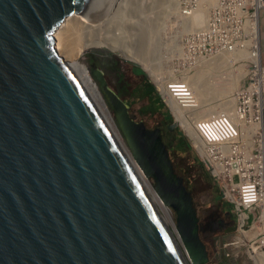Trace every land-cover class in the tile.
<instances>
[{
	"label": "water",
	"instance_id": "water-1",
	"mask_svg": "<svg viewBox=\"0 0 264 264\" xmlns=\"http://www.w3.org/2000/svg\"><path fill=\"white\" fill-rule=\"evenodd\" d=\"M87 3L0 0V264H204L161 130L134 120L92 68L113 124L59 50Z\"/></svg>",
	"mask_w": 264,
	"mask_h": 264
},
{
	"label": "built area",
	"instance_id": "built-area-1",
	"mask_svg": "<svg viewBox=\"0 0 264 264\" xmlns=\"http://www.w3.org/2000/svg\"><path fill=\"white\" fill-rule=\"evenodd\" d=\"M176 4L178 27L189 25L199 14L203 20L182 33L171 65L181 67L182 72L195 70L201 60L223 54L237 63L248 62L246 55L258 61L257 76L252 70L249 82L233 95L232 116L215 111L194 119L199 141L190 140V144L217 183L222 199L232 205L237 230L258 229L262 245L264 147L258 131H263L264 65L259 61L258 13L264 9V0H176ZM170 80H176L172 87L187 92L181 78Z\"/></svg>",
	"mask_w": 264,
	"mask_h": 264
},
{
	"label": "rangeland",
	"instance_id": "rangeland-1",
	"mask_svg": "<svg viewBox=\"0 0 264 264\" xmlns=\"http://www.w3.org/2000/svg\"><path fill=\"white\" fill-rule=\"evenodd\" d=\"M102 1L101 2L103 4L105 3L102 6V11L99 12L100 14L92 17L91 20H97L93 21V24H97L96 26L98 27L94 26L95 28H93V31L90 30L92 31V33L90 32L91 34L89 33L90 36H104L107 34L106 32L108 30V36L116 35L118 38H121V36H124V33L122 30H120L121 27H119V24L117 23V13L112 15L109 14L111 9L115 7L116 0ZM129 1L130 0H126L124 2L125 4L123 9H125L126 12L125 16H130L133 19H139V21L143 19L147 22V25L152 28L149 30V32H151L152 44H157V46L160 48V51H158V58H160L159 62L161 64L163 61L161 51L163 48H170V46L167 45L169 35L174 28L175 30L178 29L176 21L174 22V19L169 16L171 15L170 13H168L166 16H163L164 12L159 0H133V4H130ZM109 20L110 22H108ZM155 47L156 46L152 45V48ZM114 59H119V72L123 74L122 76H119L118 72L116 71L118 65ZM77 61L87 69L88 74L97 86L99 92L100 90L98 83L91 76V69L98 68L101 70L107 86L112 91H114L115 94L128 106L129 114L134 120L142 121L147 129H154L158 126H162V131L164 134L162 142L167 149L168 157L172 163L174 172L183 178V183L192 196L193 207L198 218V234L201 241L205 244L207 251L208 260L204 264H253V258L250 256L254 254L255 251H264V243L262 245L260 244L261 237L257 235L258 229L255 228V230L248 231V229L245 228L244 232H239L236 227L234 215L232 213L226 212L228 205L222 199L217 183L209 175L208 171L200 161L199 156L196 155L193 149L188 152L187 150L174 147L178 134H180L184 138L185 142H187L189 145L190 138L186 135L177 120H175L176 127L173 129V131H169L165 127L169 121L168 119H164L165 113L150 111L151 109L148 107V97L142 96L145 92L144 86L141 83L142 78L148 80V83L153 86L160 99L162 97L160 91L151 78L144 74V77H142V75L134 71L133 66L140 67L137 63L131 62L116 52L110 51L108 49H87L77 57ZM239 66L241 67L239 68ZM251 66L252 63L249 61L239 63L232 61L228 68L212 72V76L206 79L207 85L203 84L208 88L206 89L209 93L207 94L208 96H206V99L208 98L207 102L210 104H218L224 99L232 98L237 89H240L241 86L246 85L249 82V76L252 71ZM161 70L163 73L162 77L166 79L170 75L174 78L177 77V79H180L185 75L192 76L196 71L195 69L190 71L185 70L182 72V68L176 64L173 66H168V64L166 66L165 64L162 66ZM235 73L242 74L236 82L237 86L235 85V87H231V75H235ZM122 86H124L123 88H125V90L121 89ZM210 89L214 90L210 91ZM212 92H214L215 95ZM220 92H223V94ZM102 99L105 102L103 95ZM161 100L165 105L164 110L166 111L167 109L172 117L171 120L174 121V116L169 110L167 103H165L166 101L164 102L163 98ZM105 105L114 121L113 113L109 109L106 102ZM186 113L188 114L189 112ZM113 123H115V121ZM176 132H178V134ZM194 156L201 163V168L203 167L202 169L206 177L201 176V170L194 162V159H196ZM149 180L152 183V180ZM221 203H223V205L226 207L224 206L222 208ZM169 211L174 222V212L170 208ZM252 247L254 250H251L253 249Z\"/></svg>",
	"mask_w": 264,
	"mask_h": 264
},
{
	"label": "bare ground",
	"instance_id": "bare-ground-1",
	"mask_svg": "<svg viewBox=\"0 0 264 264\" xmlns=\"http://www.w3.org/2000/svg\"><path fill=\"white\" fill-rule=\"evenodd\" d=\"M101 1L90 0L88 2V5L86 4V7L83 9L82 12H80L79 14H71L63 24L58 34L57 42L60 52L63 53L85 76L92 88L96 99L101 104L102 108L104 109L105 113L112 121V123L113 119L109 114V111L105 105L104 100L102 99L100 92L97 89V86L88 74L87 69L81 64H79L77 61V57L87 49H108L110 51L116 52L125 59H129L130 61L137 63L148 74L149 78H151V80L157 86L158 90L164 97V100L166 101L175 120L179 122L180 126L193 143L199 141L194 126L195 124L193 123L194 119L209 116L215 111H227L232 116L233 113L231 110L233 102L235 100L234 96H232V98L224 99L218 104H210L207 102L208 98L206 99V96H208L207 94H209L206 90L208 88L207 86L203 85L206 84V79L212 76V72H215L220 69H226L231 65L232 61L229 60V57L227 55H217V57L215 56L210 59L207 58L201 60V62L198 63L195 74L192 73V76L194 77L189 75L183 76L181 80L187 83V92L179 91L178 88L172 87L176 86L172 83L176 82V80L171 81L170 79H176L177 77L174 78L170 74H166L171 76H169L167 79L162 77V66L165 64L166 66L167 64L168 66H173L171 65L172 63L170 62V60H173L175 57L174 53H177L180 50V39L182 33L187 30H190L192 27L200 23L203 20L202 14L196 15L192 19L191 23H189V25L184 24L178 27V30H175V28L172 30L167 41L168 44L166 42V44L169 45L170 48L162 49L161 54L163 56V61L160 64V58H158V51H160V48L157 46V44H152L151 32H149V30H151L152 28L149 27L147 25V22L143 19L139 21V19H133L130 16H125L126 12L125 9H123V6L126 0H116L115 7L112 8L109 13L111 15L117 13V23L119 24V27H121L120 30L123 31L124 36H121V38H118L116 35L108 36V30L106 32L107 34L104 36H90L93 31V28L98 27L96 26L97 24H93V21L97 20H91L92 17H95L97 14H100V11H102V6L105 3L103 4V1ZM159 1L164 12L163 16H166L168 13H170L171 15L169 16L172 17V19L176 20L177 25V20L179 17L177 14L178 9L176 0ZM129 3L133 4L134 1L130 0ZM108 22H110V20ZM152 45L156 47L152 48ZM245 57L252 63V70L257 76L259 67L257 59L251 58L249 57V55H246ZM240 67L241 66H239V68ZM241 74L242 73H235V75H231V87H235L236 82L238 81V78L241 76ZM211 90L213 91L214 89H210V91ZM212 93L215 95L214 92ZM220 93L223 94V92ZM186 112H189V115ZM258 132L262 133L259 137V141H261V144L263 146V131L261 132L260 130ZM166 208L170 214L169 208L167 206ZM251 250H254V248ZM250 257L253 258L254 264H264V251H255L254 254H252Z\"/></svg>",
	"mask_w": 264,
	"mask_h": 264
},
{
	"label": "trees",
	"instance_id": "trees-1",
	"mask_svg": "<svg viewBox=\"0 0 264 264\" xmlns=\"http://www.w3.org/2000/svg\"><path fill=\"white\" fill-rule=\"evenodd\" d=\"M114 60H115L116 64L118 65V68L116 69V71L118 72V75L119 76H122L123 74L121 72H119V70H120V67H119L120 65L118 64L119 59H114ZM133 68H134V71L136 73H139L140 75H142V77H144L143 76L144 73H143V71L139 67L133 66ZM141 83L143 84L144 90H145V92L143 93L142 96H147L148 97V99H149L148 107L151 109L150 111L164 112L165 113L164 116H166V118L169 121H171L172 117H171L170 113L167 111V109H166V111L164 110L165 105L163 104V102L159 98L158 94L155 92V89L153 88V86L150 85L148 83V80H146L145 78H142ZM123 87L124 86H122L121 89L122 90H125V88H123ZM138 97H140V96H138ZM176 133L178 134V132H176ZM176 139H177V141H175L174 147L180 148L182 150H187L188 152L191 150V148L188 145V143L185 142L184 138L180 134H178V136L176 137ZM194 158H196V157L194 156ZM194 162L200 168V170H201V176L202 177L203 176L206 177V175H204V171L202 169L203 167L201 168L202 165L199 162V160L196 158V159H194ZM221 204H222V208H223L225 205H223V203H221ZM226 204L228 205V208H226V212L232 213V207H231V205L228 204V203H226Z\"/></svg>",
	"mask_w": 264,
	"mask_h": 264
},
{
	"label": "crops",
	"instance_id": "crops-1",
	"mask_svg": "<svg viewBox=\"0 0 264 264\" xmlns=\"http://www.w3.org/2000/svg\"><path fill=\"white\" fill-rule=\"evenodd\" d=\"M258 39H259V61L264 65V9H261L258 13ZM262 102V125L264 131V93L261 96ZM263 146H264V133H263Z\"/></svg>",
	"mask_w": 264,
	"mask_h": 264
},
{
	"label": "flooded vegetation",
	"instance_id": "flooded-vegetation-1",
	"mask_svg": "<svg viewBox=\"0 0 264 264\" xmlns=\"http://www.w3.org/2000/svg\"><path fill=\"white\" fill-rule=\"evenodd\" d=\"M165 120H167L166 116L164 117ZM173 122V120L168 121V123L165 125V127L169 130V131H173V129L176 127V124L174 126H171V123ZM158 128L161 130V135L163 138V131H162V126H158Z\"/></svg>",
	"mask_w": 264,
	"mask_h": 264
},
{
	"label": "clouds",
	"instance_id": "clouds-1",
	"mask_svg": "<svg viewBox=\"0 0 264 264\" xmlns=\"http://www.w3.org/2000/svg\"><path fill=\"white\" fill-rule=\"evenodd\" d=\"M140 68V67H139ZM141 69V68H140ZM144 73V72H143ZM144 75H145V73H144ZM161 94V93H160ZM159 96V95H158ZM161 96H162V94H161ZM160 98V97H159ZM163 98V100H164V97L162 96L161 97V99ZM162 101V100H161ZM163 102V101H162ZM164 102H165V100H164ZM166 103V102H165ZM164 104V103H163ZM168 106V105H167ZM169 108V107H168ZM170 110V109H169ZM173 123V122H172ZM263 133H264V131H263ZM189 145V144H188ZM190 146V148L191 149H193L192 148V146H191V144L189 145ZM264 147V146H263ZM194 150V149H193ZM197 155V154H196ZM226 202V201H225ZM226 203H228V202H226ZM228 204H230V203H228ZM231 205V204H230ZM231 207H232V205H231ZM232 214H233V209H232ZM234 215V214H233ZM253 264H254V262H253Z\"/></svg>",
	"mask_w": 264,
	"mask_h": 264
}]
</instances>
